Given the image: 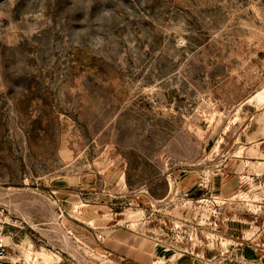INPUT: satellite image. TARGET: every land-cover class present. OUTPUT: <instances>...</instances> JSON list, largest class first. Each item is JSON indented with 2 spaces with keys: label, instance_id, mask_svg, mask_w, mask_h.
Here are the masks:
<instances>
[{
  "label": "rangeland",
  "instance_id": "374dc122",
  "mask_svg": "<svg viewBox=\"0 0 264 264\" xmlns=\"http://www.w3.org/2000/svg\"><path fill=\"white\" fill-rule=\"evenodd\" d=\"M0 213L23 264H264V0H0Z\"/></svg>",
  "mask_w": 264,
  "mask_h": 264
},
{
  "label": "built area",
  "instance_id": "2783aa9c",
  "mask_svg": "<svg viewBox=\"0 0 264 264\" xmlns=\"http://www.w3.org/2000/svg\"><path fill=\"white\" fill-rule=\"evenodd\" d=\"M15 225L12 216H4L0 213V264H23L21 261L13 259L5 242L6 231L9 226Z\"/></svg>",
  "mask_w": 264,
  "mask_h": 264
},
{
  "label": "crops",
  "instance_id": "0c3cea01",
  "mask_svg": "<svg viewBox=\"0 0 264 264\" xmlns=\"http://www.w3.org/2000/svg\"><path fill=\"white\" fill-rule=\"evenodd\" d=\"M260 246H264V243L260 244Z\"/></svg>",
  "mask_w": 264,
  "mask_h": 264
}]
</instances>
